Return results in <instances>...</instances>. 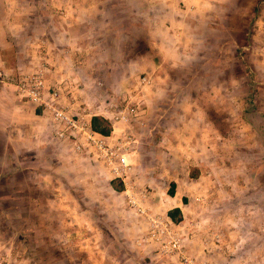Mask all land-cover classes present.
<instances>
[{
  "label": "crops",
  "instance_id": "0c3cea01",
  "mask_svg": "<svg viewBox=\"0 0 264 264\" xmlns=\"http://www.w3.org/2000/svg\"><path fill=\"white\" fill-rule=\"evenodd\" d=\"M250 11L264 35V0H0V69L13 77L48 61V87L64 82L65 104L78 98L93 107L105 105L107 91L121 102L112 92L152 80L135 97L145 126L126 183L55 140L42 108L12 82L0 85V219L16 211L34 249L59 254L52 264H184L140 244L150 220L129 204L134 195L147 214L171 218L187 257L264 264V171L250 161L263 163L264 58L252 52L264 39L240 47L241 67L248 71L253 58L254 80L232 73V48L222 64L207 48L209 34L223 40L227 27L248 35ZM233 88L257 108L234 106ZM249 132L258 149L251 155Z\"/></svg>",
  "mask_w": 264,
  "mask_h": 264
},
{
  "label": "built area",
  "instance_id": "2783aa9c",
  "mask_svg": "<svg viewBox=\"0 0 264 264\" xmlns=\"http://www.w3.org/2000/svg\"><path fill=\"white\" fill-rule=\"evenodd\" d=\"M50 70L48 61L40 62L33 70L20 71L15 77L0 69V85L12 82L22 100L31 101L42 108L55 140L71 142L75 152L84 154L93 162L102 163L116 179L126 183L132 170L129 157L135 151L139 129L145 126L144 111L135 102V97L144 87L151 86L152 80L142 76L130 93L120 90L112 92L122 96L121 102L115 101L107 91L104 106L93 107L87 102H79L78 98L67 105L63 102L64 82L52 87H48L46 83ZM73 87L81 90L75 84ZM77 101L79 103L75 105ZM89 117H101L108 121L111 125L110 134L96 132L88 120ZM131 189L132 186L127 188V192ZM128 201L132 207L138 208V213L147 215L150 220L148 234L140 244L157 245L161 254H179L184 264H209L186 256L182 238L174 229L170 217L147 214L134 195H130Z\"/></svg>",
  "mask_w": 264,
  "mask_h": 264
},
{
  "label": "rangeland",
  "instance_id": "374dc122",
  "mask_svg": "<svg viewBox=\"0 0 264 264\" xmlns=\"http://www.w3.org/2000/svg\"><path fill=\"white\" fill-rule=\"evenodd\" d=\"M240 24L245 23V20L239 19ZM230 22L233 25L237 22V19L235 18H230ZM256 17L252 16L251 11L249 12V17L247 18V23L249 27V34L241 35L233 32L232 34H228L229 28L227 26H222L227 27L226 31L227 34L222 37L223 40H220L221 35L217 34L214 36L213 34H209L208 36V42H209V51L210 53L214 54L216 57V60L219 61V64H222L224 60H228L230 56L228 54L230 53V48H232V58H233V66H232V73L236 75V78L240 79V73L244 70L249 73V78H252L254 80V75L252 73V70L254 67L251 65L253 63V58H249L248 62L250 66L248 67V71L240 66L239 60L244 57L243 51L244 49H240L242 45V41H246L250 47L254 48L258 42H262L264 39V35H258L256 31L254 30L256 28ZM238 23V27L240 26ZM220 30V29H219ZM236 32H238V28L235 29ZM247 39V40H246ZM205 40V39H204ZM220 40V41H219ZM264 41V40H263ZM227 44V48H224V44ZM256 43V44H255ZM223 44V46L220 49V46ZM255 44V45H254ZM254 45V46H253ZM261 46V45H260ZM260 46L258 45L257 51L252 52L253 55L255 56L257 52L259 53V60H262L264 58V49H260ZM251 49V48H250ZM218 50V51H217ZM227 53V54H226ZM212 57H214L212 55ZM197 58V57H195ZM255 59V58H254ZM221 61V63H220ZM264 61V59L262 60ZM246 65V61L244 62ZM240 86V84H239ZM240 90L239 88H233L235 98H234V106H236L238 109H241L246 101V104H249L252 106L254 109L257 108L256 103L258 100L256 98L253 99H248L246 100V97H241L240 95ZM219 91V90H218ZM238 92V93H237ZM264 94V93H263ZM224 102V100H223ZM262 102V103H261ZM218 106L221 105V100L218 98ZM252 104V105H251ZM224 106V105H221ZM259 106L262 108L264 111V99L259 101ZM259 108V107H258ZM249 144L252 146L251 149L249 150V154H253L254 151L258 150L256 148V141L254 140L253 136L249 132ZM252 150V151H251ZM260 151V150H259ZM238 153V152H237ZM236 153V154H237ZM240 154H238L239 156ZM257 155V154H256ZM254 156V155H253ZM259 156H262V161L263 163L260 162H255L254 160L252 161V164L254 165L255 169L260 167L264 171V143L262 144V154L259 152ZM252 157V156H251ZM250 157V159H251ZM239 165V163H238ZM261 186H264V182H260ZM7 206V205H6ZM5 206V207H6ZM15 213L16 211H11V210H6L4 211V216L0 219L2 224H4L3 228V233H4V242L0 243V252H4V254L0 255V264H52L55 262L54 258L57 255L54 252L49 251V247H42L40 253H38L37 249H34V243L30 241L31 237H27V235H30L32 232V229H29L28 227H20L18 228L15 224L16 222L13 221V218L16 217ZM26 215V212L24 213ZM14 215V216H12ZM9 220H11L9 222ZM0 222V224H1ZM8 222V223H7ZM2 228H0L1 230ZM54 229V228H53ZM62 230V229H60ZM25 231V233H24ZM45 236V234L49 233V228H42L41 232L37 230V234H40ZM44 243V242H43ZM36 247V246H35ZM34 250L36 251L34 253ZM39 250V249H38ZM57 252V251H56ZM61 259V258H60Z\"/></svg>",
  "mask_w": 264,
  "mask_h": 264
},
{
  "label": "trees",
  "instance_id": "16d2710c",
  "mask_svg": "<svg viewBox=\"0 0 264 264\" xmlns=\"http://www.w3.org/2000/svg\"><path fill=\"white\" fill-rule=\"evenodd\" d=\"M92 126L93 129L103 135H109L111 132V125L109 124L108 121H106L103 118H99V117H95L92 120ZM173 193V192H172ZM175 213H179V211H174V212H170V216L176 220V215Z\"/></svg>",
  "mask_w": 264,
  "mask_h": 264
}]
</instances>
